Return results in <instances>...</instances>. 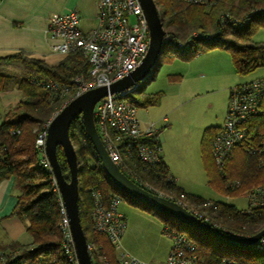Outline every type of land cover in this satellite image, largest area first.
Returning <instances> with one entry per match:
<instances>
[{
    "label": "trees",
    "instance_id": "trees-1",
    "mask_svg": "<svg viewBox=\"0 0 264 264\" xmlns=\"http://www.w3.org/2000/svg\"><path fill=\"white\" fill-rule=\"evenodd\" d=\"M262 1L244 0V5L243 2L237 3L234 0H221L220 7H226L225 10L228 11L220 10L221 15L207 23L201 17L207 11L206 8H210V11L216 8V13L218 0L210 5L189 4L182 0H155L167 35L163 50H173L175 56L188 60L208 49L220 47L229 52L235 73L240 76L248 75L257 68L264 67V42L252 39L256 30L264 27V3L260 4ZM249 2L254 3L258 9L248 12ZM193 30L196 31L189 33ZM179 43H185L187 47L179 48ZM13 58L22 59L26 65L27 73L20 79H15L4 71V65ZM87 68L88 64L80 52L66 55L57 65H48L43 60L29 58L21 53L0 58V91L16 87L23 95L13 108L16 113L0 122V180L12 178L17 192V203L12 215L26 221V231L30 235L28 242L16 240L0 244V264H77L74 254L69 255L63 248L60 194L53 181L52 171L42 165L43 157L35 146V139L55 111H59L73 97V94L64 95L44 85L49 81L59 82L58 84H66L74 92L77 87L74 78L81 76L87 80ZM152 72L145 82L153 77ZM145 82L132 95L140 107L155 105L160 97L159 94H143ZM260 116H264L262 109L250 121ZM258 127L248 129L251 139L249 146L261 149L264 146V119ZM209 132L210 129L205 130L201 140L203 153L211 148L212 138L216 133L210 137ZM69 136L78 163L81 224L87 220L88 225L82 226L84 232L90 230L91 239L97 243L102 240L103 243L91 252L93 264H97L99 260L100 264H116L114 247L108 238L90 227L94 191H98L106 202L118 195L128 203L151 212L168 225L165 228L166 233L170 230L185 233L194 241L202 264H218L222 258L234 259L238 264H264L263 251L224 243L213 235L188 227L120 191L105 173L79 117L73 119ZM249 146L240 147L244 156L242 167L238 168L240 170L237 179L227 174L231 180L238 181L237 185L233 188L226 186L225 177L219 172L220 178L213 179L211 176L209 183L229 196L242 194L245 190L261 184L264 181V165L261 164L263 153L251 150ZM56 155L62 173L68 178L69 168L60 145L56 148ZM205 165L208 169L209 165ZM133 167L143 180H149L165 192L183 197L182 200L205 210L211 221L217 224V228L225 233L248 236L264 227V207L241 209L234 204L217 200H211L212 204L205 206L203 204L207 199L181 189L169 174L164 162L160 165L159 172L154 167L146 168L136 159ZM128 177L141 187L158 194L139 184L136 179ZM161 195L169 198L165 193ZM170 199L177 201L173 197ZM185 201L178 202L184 205ZM195 233L208 236L224 245L239 247L241 251L237 254L222 253L204 237H196ZM86 240L89 241L88 237Z\"/></svg>",
    "mask_w": 264,
    "mask_h": 264
},
{
    "label": "built area",
    "instance_id": "built-area-1",
    "mask_svg": "<svg viewBox=\"0 0 264 264\" xmlns=\"http://www.w3.org/2000/svg\"><path fill=\"white\" fill-rule=\"evenodd\" d=\"M182 1L189 4L210 5L217 0ZM46 32L51 40L52 51L65 56L80 52L88 64V79L84 80L81 76H76L74 81L77 87L74 92L66 84L60 85L49 81L44 85L64 95L73 94L72 99L90 88L109 86L129 74L140 64L150 41L149 26L138 0H99L97 24L90 30L81 28L79 14L75 11L54 14L49 19ZM166 42L167 35L164 38V45ZM178 47L184 49L187 45L179 43ZM140 84L141 82H138L132 87L108 93L100 98L94 106V119L98 135L110 159L124 174L148 188L134 170V160H138L146 168L154 167L159 172V167L163 164L162 146L158 138V125L153 121H141L139 107L132 98ZM263 95L264 78L252 79L232 87L224 121L212 138L211 155L215 167L225 177L226 186L230 188L237 185L238 181L228 178L227 162L235 148L249 146L251 139L248 122L260 111ZM49 122L50 120L37 135L35 146L43 157L42 165L52 171L45 155ZM249 148L263 153L261 164L264 165V146L261 149L252 146ZM53 181L56 185L54 176ZM92 198V227L96 232L107 237L114 249L119 251L116 255V264H150L121 250V237L125 225L124 216L118 210L121 197L115 195L106 202L98 191H94ZM246 198L248 210L264 207V182L251 188ZM211 204L212 201L207 200L203 205ZM60 205L63 215L61 220L64 234L63 248L65 252L69 255L74 254L76 258L61 198ZM188 209L205 222L217 227L208 214L193 208ZM167 233L172 244L162 264H202L191 238L176 230ZM92 244L93 246L88 244L90 254L96 248L94 243ZM248 248L264 252V235ZM218 264L238 263L231 258H222Z\"/></svg>",
    "mask_w": 264,
    "mask_h": 264
},
{
    "label": "rangeland",
    "instance_id": "rangeland-1",
    "mask_svg": "<svg viewBox=\"0 0 264 264\" xmlns=\"http://www.w3.org/2000/svg\"><path fill=\"white\" fill-rule=\"evenodd\" d=\"M220 1L218 0L217 2L218 11L216 13V8L211 11L210 8H206L207 11L203 13L201 19L207 23L213 22V18L217 19L219 14L221 15V11H228L227 9L225 10L226 7H220L222 5ZM234 1L244 3V0ZM263 3L264 0L260 2V4ZM247 8L248 12L258 9L254 3L250 2ZM214 13L215 17H213ZM194 31L196 30L189 33H193ZM253 39L264 42V27H259L256 30L253 34ZM174 54L173 50L164 49L152 72L153 77L145 82L146 78L150 77V73L143 80L145 82L142 90L143 94H159L160 97L155 105L147 107L138 106L139 117L142 122L145 119L146 122L158 121V127L159 125H163L158 134L162 143V151L174 171L179 185L183 189L199 193L204 197L213 195L217 199L230 201L231 204H234L238 208H246L247 192L243 193L245 196L238 194L227 198L207 184L204 163L208 164V155L206 151L202 154L201 139L208 123L219 119L223 123L230 90L236 85L237 81H241L242 83V81L246 82L264 76V67L257 68L245 76L237 75L234 72L229 52L220 47L208 49L188 60ZM26 70V65L20 58H13L4 65V71L15 79L25 76ZM19 93V99L17 100L15 94ZM6 94L14 96L15 100L6 106L1 105L0 122L5 117L16 113L13 108L23 96L21 91L16 87L0 91V96ZM137 97H140V95ZM221 113L223 114L221 115ZM163 119H166V121L162 122ZM262 131H264V128H262ZM143 183L158 194L165 193L169 198L173 197L181 203L185 201L182 200L184 199L183 197L179 198L174 193L165 192L149 180H143ZM184 204L188 208H193L207 214L205 210H202L195 204L188 201H185ZM118 210L123 214L125 221L121 237V250L150 264H162L172 244V240L165 231L168 225L151 212L132 205L124 199L121 200ZM89 220L91 227V218ZM87 225V220L82 222V226ZM85 235L89 239L88 244L93 246L92 243H94L96 248L99 245L102 246V240L97 243L91 239L92 233L90 230L85 232ZM194 235L198 238L204 237L206 241L222 253L232 252L237 254L241 251L239 247L221 244L219 241L213 240L208 236H203L200 233H195ZM114 252L115 255L119 253L115 249ZM100 263L99 260L97 264Z\"/></svg>",
    "mask_w": 264,
    "mask_h": 264
},
{
    "label": "water",
    "instance_id": "water-1",
    "mask_svg": "<svg viewBox=\"0 0 264 264\" xmlns=\"http://www.w3.org/2000/svg\"><path fill=\"white\" fill-rule=\"evenodd\" d=\"M138 1L143 9L150 31L148 50L140 64L130 71L129 74L111 83L109 86L104 85L90 88L71 99L55 113L47 127L45 155L51 165L57 189L68 219V227L77 264H93L79 215L78 163L76 152L69 136L70 125L73 119L77 117H79L87 137L93 145L105 173L123 193L152 209L184 223L188 227L211 234L220 241L230 245L248 247L255 244L264 235V227L248 236L229 235L205 222L178 201L156 194L136 184L110 159L95 126L94 106L100 98L108 93L122 91L145 80L147 75L156 66L157 60L163 52L166 31L163 27L156 2L155 0ZM58 145L62 147L68 164V178L62 173L57 159L56 148Z\"/></svg>",
    "mask_w": 264,
    "mask_h": 264
},
{
    "label": "crops",
    "instance_id": "crops-1",
    "mask_svg": "<svg viewBox=\"0 0 264 264\" xmlns=\"http://www.w3.org/2000/svg\"><path fill=\"white\" fill-rule=\"evenodd\" d=\"M98 7L99 0H0V58L21 53L29 58L43 60L48 65H57L64 59L65 55L52 51L50 47L51 40L48 38L46 32L50 17L54 14L65 11H75L79 14L81 28L84 30H90L97 24ZM259 78H264V76ZM240 83L241 81H237L236 85ZM242 83L244 82L242 81ZM18 95H20V93L15 94L17 100L19 99ZM13 100H15V98L10 94L0 96V107L1 105H8V103L12 102ZM144 109L146 110V108ZM261 109L264 110V95L262 98ZM222 114L223 113H221V115ZM263 119L264 116H260L249 121L248 129L250 128L249 130H251L253 127L259 128L258 126ZM143 121L146 120L144 119ZM165 121L166 119H163L162 122ZM153 122H156L157 125L159 123L158 121ZM221 125L222 120L220 121V119L214 122L211 121V123H208L205 127L203 135L205 130L210 129L209 135L210 137L213 136L212 134L217 132ZM162 126L163 125H159V132L161 131L160 128ZM201 150L202 154H204L202 146ZM206 152L208 155L207 162L209 166L207 169V166L204 163V168L207 174V184L212 186L209 183L211 176L213 179H217L218 177L220 178V176L211 155V148L207 149ZM243 156L244 154L242 148H235L233 155L228 161L226 170L227 174L230 175L231 178L237 179V173L240 170L238 168L242 167L241 165L243 162ZM161 157L167 166L169 174L175 179L176 184L181 189H183L179 185L177 178L174 175V171L164 157L163 151ZM212 187L221 195L227 198L231 197L222 193L217 187ZM250 189L245 190L244 193L248 192ZM183 190L186 193L193 194L207 200H217L230 203V201L217 199L213 195H209L210 197H204L199 193H193L186 189ZM241 196H245V194L242 193ZM16 203L17 192L14 189V182L12 178L1 179L0 244L16 240L21 242H28L30 240V235L26 231V221L16 215H12V211Z\"/></svg>",
    "mask_w": 264,
    "mask_h": 264
},
{
    "label": "bare ground",
    "instance_id": "bare-ground-1",
    "mask_svg": "<svg viewBox=\"0 0 264 264\" xmlns=\"http://www.w3.org/2000/svg\"><path fill=\"white\" fill-rule=\"evenodd\" d=\"M59 83V82H58ZM71 83V82H70ZM72 84H73V82H72Z\"/></svg>",
    "mask_w": 264,
    "mask_h": 264
}]
</instances>
